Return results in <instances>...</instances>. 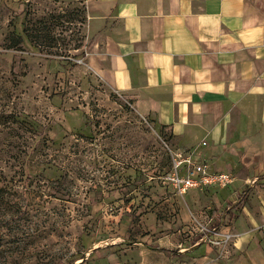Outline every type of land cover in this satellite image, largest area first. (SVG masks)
<instances>
[{"label": "rangeland", "instance_id": "obj_1", "mask_svg": "<svg viewBox=\"0 0 264 264\" xmlns=\"http://www.w3.org/2000/svg\"><path fill=\"white\" fill-rule=\"evenodd\" d=\"M95 13L0 0V264H264V170L163 185L181 149L87 70ZM213 228L232 239L213 245Z\"/></svg>", "mask_w": 264, "mask_h": 264}, {"label": "crops", "instance_id": "obj_2", "mask_svg": "<svg viewBox=\"0 0 264 264\" xmlns=\"http://www.w3.org/2000/svg\"><path fill=\"white\" fill-rule=\"evenodd\" d=\"M87 3L96 6L84 59L93 77L131 98L194 160L244 172L237 180L246 183L257 179L264 170V0Z\"/></svg>", "mask_w": 264, "mask_h": 264}, {"label": "built area", "instance_id": "obj_3", "mask_svg": "<svg viewBox=\"0 0 264 264\" xmlns=\"http://www.w3.org/2000/svg\"><path fill=\"white\" fill-rule=\"evenodd\" d=\"M82 63V60H77ZM190 152L176 151L172 155L171 169L160 177L163 185L170 187L178 196H184L189 190H202L209 187L225 188L232 178L227 172L210 170L206 161H196ZM205 238L213 245H220L232 239L230 233H221L216 228L207 231ZM221 236L222 239H218Z\"/></svg>", "mask_w": 264, "mask_h": 264}, {"label": "trees", "instance_id": "obj_4", "mask_svg": "<svg viewBox=\"0 0 264 264\" xmlns=\"http://www.w3.org/2000/svg\"><path fill=\"white\" fill-rule=\"evenodd\" d=\"M11 38H13V37H11ZM13 43H14V44L17 43V39H14Z\"/></svg>", "mask_w": 264, "mask_h": 264}]
</instances>
